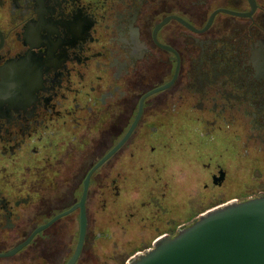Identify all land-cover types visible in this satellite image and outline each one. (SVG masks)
Returning <instances> with one entry per match:
<instances>
[{
	"label": "flooded vegetation",
	"instance_id": "flooded-vegetation-1",
	"mask_svg": "<svg viewBox=\"0 0 264 264\" xmlns=\"http://www.w3.org/2000/svg\"><path fill=\"white\" fill-rule=\"evenodd\" d=\"M190 149L220 187L214 157L264 159V0H0V264H66L83 212L75 264L102 217L138 231L125 264L264 194L174 216L169 158Z\"/></svg>",
	"mask_w": 264,
	"mask_h": 264
},
{
	"label": "water",
	"instance_id": "water-1",
	"mask_svg": "<svg viewBox=\"0 0 264 264\" xmlns=\"http://www.w3.org/2000/svg\"><path fill=\"white\" fill-rule=\"evenodd\" d=\"M77 205L84 208V199ZM3 255L17 253L43 228ZM78 243L66 264H75L84 245L86 222L82 213ZM125 264H264V194L233 200L202 213L175 236H163L148 250Z\"/></svg>",
	"mask_w": 264,
	"mask_h": 264
},
{
	"label": "rangeland",
	"instance_id": "rangeland-1",
	"mask_svg": "<svg viewBox=\"0 0 264 264\" xmlns=\"http://www.w3.org/2000/svg\"><path fill=\"white\" fill-rule=\"evenodd\" d=\"M194 150L190 149L189 154L180 156L171 155L170 170V197L169 202L174 207V216L185 215L192 208L212 205L220 199H227L236 195H243L249 188L250 192H264V159L246 160L234 159L232 156L226 158L214 157L211 161L225 163L229 169L228 182L224 186L211 184V172L213 168L198 164ZM178 164L183 166L179 169ZM209 184V185H207ZM197 210V209H196ZM117 218L92 219L93 235L91 243L86 244L84 253L81 256L80 264H116L110 260V255L118 251H133L138 249L139 242L134 239L132 243L127 242L128 238H134L135 232H127L124 235L120 231ZM97 232V238H96ZM110 233V237L108 236ZM135 233V234H134ZM121 263V262H119ZM117 263V264H119Z\"/></svg>",
	"mask_w": 264,
	"mask_h": 264
}]
</instances>
